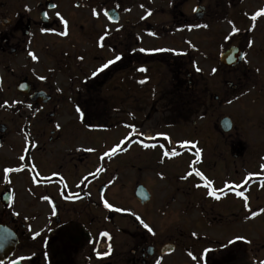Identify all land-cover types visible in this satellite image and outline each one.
<instances>
[{
    "label": "flooded vegetation",
    "instance_id": "1",
    "mask_svg": "<svg viewBox=\"0 0 264 264\" xmlns=\"http://www.w3.org/2000/svg\"><path fill=\"white\" fill-rule=\"evenodd\" d=\"M261 10L264 0H0V264H262V155L246 163L263 143L262 114L254 134L234 123L224 133L231 114L197 132L198 163H85L88 130H111L120 114L131 145L136 101L190 115L179 109L197 94L188 59L244 56L221 69L211 108L251 90L264 98V15L251 19ZM153 69L171 75L159 99Z\"/></svg>",
    "mask_w": 264,
    "mask_h": 264
},
{
    "label": "rangeland",
    "instance_id": "2",
    "mask_svg": "<svg viewBox=\"0 0 264 264\" xmlns=\"http://www.w3.org/2000/svg\"><path fill=\"white\" fill-rule=\"evenodd\" d=\"M191 46L192 45L189 47ZM248 58L250 64L256 62L254 57L250 56ZM261 61L264 63V57ZM197 68H199L200 71H197ZM185 69L183 73L184 79L187 72L193 76L197 94L193 93V98L182 103L179 109L188 112L190 115L185 118L184 116H180L182 114H175L172 119L170 115L164 114L168 110H165L163 104L158 105V107L154 109L151 107V103L149 106L145 100L136 101L133 104L131 113L132 121L130 131V140L133 143L135 142V145L132 147L131 142V145L128 147L125 143L127 123L125 117L120 114L117 119L119 123L118 125L116 124L115 128L103 132L102 130H88L87 147L85 150L87 160L85 163H106L108 166H114L113 169L118 166L116 163H135L136 168L141 167L142 169L144 166L142 163H166L171 166H174L175 163H178L179 166L180 163H198L195 154L202 150L203 144L201 140L196 139L195 134L198 132L201 136H204L203 134L210 133V129H213L215 123L219 124L220 115L222 114L225 116L231 114L229 117L232 119L234 126L254 134V131H256L255 119L257 114L260 113L264 117V98H255L256 94L251 90L250 92L247 91L246 95H240L239 98H237V96L232 97L229 106L225 105L221 107L216 103V107L211 108V96L217 94L216 85L220 83L222 74V67L219 63L218 56L214 58L211 56H197L193 64L191 60L188 59ZM213 69L216 71L213 72ZM147 74L151 77L149 85L151 95H154L156 99L166 96L171 88H169L171 83L170 73L164 69H153ZM254 78V76L250 78L251 82H249V84H253L252 81ZM137 89L141 90L142 88ZM143 90H141V93ZM223 99L224 98H222V100ZM125 106L123 107L124 109H126ZM175 110L179 112L178 107ZM152 116H156L158 119L155 118L154 121H152ZM20 125H22V123L18 120L11 124L13 129L12 140H9L6 146L9 150V153L7 152L9 156L20 147ZM168 125H171L170 127L172 128ZM263 125L262 123V127ZM145 137H152V139L147 140ZM165 137H167V139H165ZM121 141L124 143H121ZM143 141L144 144L139 143H143ZM261 141L263 143L255 146V150H251V152H255L257 157L256 160L252 157L253 155H251L247 158L249 160L253 159L254 162L246 163H253V165H255L261 155L262 163H264V136H262ZM193 144L196 145L195 148L192 147ZM144 145H147V147H144ZM22 147L25 152V145L23 146L22 144ZM114 147L117 148L116 152L111 151ZM214 152L211 148L210 153L212 155L216 154ZM165 153H167V155H165ZM34 155L36 158L40 156L37 160L41 161L44 165L48 163L47 153H38L35 150ZM26 159L29 160V157ZM215 162L221 163L220 161ZM167 168L172 167L167 166ZM146 174L147 173L140 174V176ZM150 176L155 175L151 173Z\"/></svg>",
    "mask_w": 264,
    "mask_h": 264
},
{
    "label": "snow or ice",
    "instance_id": "3",
    "mask_svg": "<svg viewBox=\"0 0 264 264\" xmlns=\"http://www.w3.org/2000/svg\"><path fill=\"white\" fill-rule=\"evenodd\" d=\"M95 14H96V13H95V10H94V11H93V15H95ZM260 15H264V10H261V11L258 12L256 15H253V16L251 17V19H252V20H256L257 16H260ZM29 55L32 56L33 59H36V57H35L31 52L29 53ZM120 59H121V57H120L119 55L115 56L114 60H109L107 63L103 64L102 67L99 68L97 71L102 72V71H103L105 68H107L110 64H112V63H114L115 61L120 60ZM196 70H197V71H200L199 68H197ZM140 71H144V69H140ZM212 71L215 72L216 70L213 69ZM95 74H96V73H93V75H95ZM229 102H231V101H229ZM165 139H167V137H165ZM121 143H124V142L121 141ZM144 147H147V145H144ZM192 147L195 148L196 145L193 144ZM121 150H122V149H121ZM111 151H112V152H116V151H117V148L114 147V148L111 149ZM106 154H107V153H106ZM165 155H167V153H165ZM196 155H197V157H199L200 153L197 152ZM21 159H23V157H21ZM261 168L264 169V164L261 165ZM196 175L200 176L201 174H200L199 172H197ZM105 207H108V205L105 204ZM245 207L247 208V202H245ZM117 210H119V209H117ZM136 218H137L138 220L140 219V217H138V216H137ZM144 227H145L149 232H152V229H151L147 224H144ZM241 239H243V238H241ZM157 264H159V261H157ZM262 264H264V262H262Z\"/></svg>",
    "mask_w": 264,
    "mask_h": 264
},
{
    "label": "water",
    "instance_id": "4",
    "mask_svg": "<svg viewBox=\"0 0 264 264\" xmlns=\"http://www.w3.org/2000/svg\"><path fill=\"white\" fill-rule=\"evenodd\" d=\"M241 58L242 56L239 55L237 50H230L227 53L225 52L224 54H222L220 59L222 64H224L225 66L234 67L241 63L242 60ZM222 127L226 132H229L230 129L232 128V124L229 120H225L222 123ZM140 191L143 190L140 189Z\"/></svg>",
    "mask_w": 264,
    "mask_h": 264
}]
</instances>
